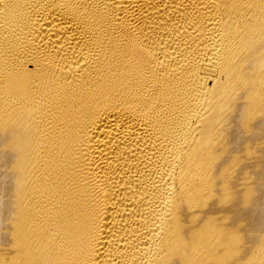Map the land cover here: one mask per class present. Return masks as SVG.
Listing matches in <instances>:
<instances>
[{"label":"bare ground","instance_id":"1","mask_svg":"<svg viewBox=\"0 0 264 264\" xmlns=\"http://www.w3.org/2000/svg\"><path fill=\"white\" fill-rule=\"evenodd\" d=\"M0 264H264V0H0Z\"/></svg>","mask_w":264,"mask_h":264}]
</instances>
